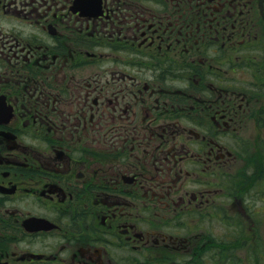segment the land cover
Wrapping results in <instances>:
<instances>
[{
	"label": "flooded vegetation",
	"instance_id": "flooded-vegetation-1",
	"mask_svg": "<svg viewBox=\"0 0 264 264\" xmlns=\"http://www.w3.org/2000/svg\"><path fill=\"white\" fill-rule=\"evenodd\" d=\"M264 260V0H0V264Z\"/></svg>",
	"mask_w": 264,
	"mask_h": 264
},
{
	"label": "rangeland",
	"instance_id": "rangeland-1",
	"mask_svg": "<svg viewBox=\"0 0 264 264\" xmlns=\"http://www.w3.org/2000/svg\"><path fill=\"white\" fill-rule=\"evenodd\" d=\"M258 264H264V260H263V262H262V263H258Z\"/></svg>",
	"mask_w": 264,
	"mask_h": 264
}]
</instances>
